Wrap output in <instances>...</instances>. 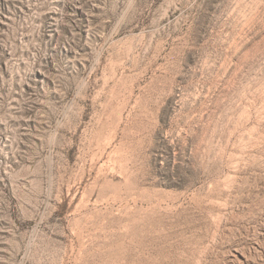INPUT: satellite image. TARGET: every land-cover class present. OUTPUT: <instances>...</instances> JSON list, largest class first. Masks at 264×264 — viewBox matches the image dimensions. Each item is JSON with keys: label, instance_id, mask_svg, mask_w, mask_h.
Returning <instances> with one entry per match:
<instances>
[{"label": "rangeland", "instance_id": "rangeland-1", "mask_svg": "<svg viewBox=\"0 0 264 264\" xmlns=\"http://www.w3.org/2000/svg\"><path fill=\"white\" fill-rule=\"evenodd\" d=\"M0 264H264V0H0Z\"/></svg>", "mask_w": 264, "mask_h": 264}]
</instances>
